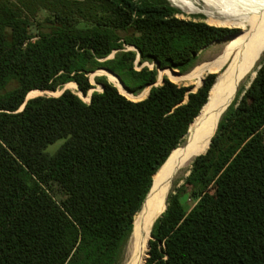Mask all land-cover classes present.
<instances>
[{"label": "trees", "instance_id": "16d2710c", "mask_svg": "<svg viewBox=\"0 0 264 264\" xmlns=\"http://www.w3.org/2000/svg\"><path fill=\"white\" fill-rule=\"evenodd\" d=\"M50 1L48 30L38 25L34 35L23 8L0 0V264H122L155 175L184 143L217 74L196 92L165 78L140 102L99 77L104 90L91 103L66 90L20 109L66 85L87 96L100 68L137 94L156 84L157 68L185 75L205 48L237 31L180 19L168 0ZM137 54L156 68L131 70V86L121 72ZM220 120L208 152L169 194L143 264H264V55ZM186 189L197 200L190 211Z\"/></svg>", "mask_w": 264, "mask_h": 264}, {"label": "bare ground", "instance_id": "6f19581e", "mask_svg": "<svg viewBox=\"0 0 264 264\" xmlns=\"http://www.w3.org/2000/svg\"><path fill=\"white\" fill-rule=\"evenodd\" d=\"M169 1L186 12H200V9L191 0ZM199 1L205 5L206 11L215 14L214 23L216 25L243 27V29L248 26L250 32L234 36L232 38L234 42L225 47L213 65L198 68L197 78L202 82L206 72H218L229 56L235 55L225 73L218 77L208 104L191 126L188 136L189 149L186 152L182 150L174 152L170 162L156 175L153 194L145 203L142 213L135 218L130 250L128 251L129 258L125 264H143L146 261L147 241L156 219L162 213L160 210L168 189L179 177L189 171L197 155L201 154L207 145L206 150L208 149L214 125L225 111L229 99L250 76L255 61L264 55V0ZM164 71L170 75H178L168 69ZM121 87L124 88L122 84Z\"/></svg>", "mask_w": 264, "mask_h": 264}, {"label": "rangeland", "instance_id": "374dc122", "mask_svg": "<svg viewBox=\"0 0 264 264\" xmlns=\"http://www.w3.org/2000/svg\"><path fill=\"white\" fill-rule=\"evenodd\" d=\"M10 1L14 5L23 8L24 13L31 20V22L33 24V27L31 28L32 34L35 35L38 32H41V29H39L37 27L38 25H41L43 27L42 31L45 32L48 30V25L45 24L44 22H45L46 18H48L51 15L52 10H54L53 1H50V0H10ZM70 1H73L74 3L75 2H80V3L85 2V0H70ZM191 1L197 6L198 9H200V12L189 13V12H186L185 10H182L181 8L175 6L170 1L169 2L172 6H174L177 9L182 11L183 14L178 16V18H180V19H183L186 21L201 22V23H205L209 26H214V27H219V28H227L230 30H236L237 31L236 33H231L227 37L239 36V35H242V33L248 34L250 32V28L248 26L246 27V29H243V27H229V26H223V25H216L214 23L215 19H216L214 13H210V12L206 11L205 10L206 7L201 1H199V0H191ZM126 35H130V34H121V36L123 38L126 37ZM233 37L227 38V39L224 38L223 40L214 42L211 45H209V47L205 48L199 54V58H198L196 67L192 71H190L189 73H187L185 75H181V76H178L175 74L170 75L167 72H165L164 70H160L159 68H157L158 77H157L156 84L146 88L145 90L139 91L137 94L132 93L133 96L131 94H129L124 88L121 87V84L119 81V79H120L119 76H117L116 74L113 75L112 72H111L112 74H110V73L106 72L109 70L100 68L98 71L91 73L89 75L90 83L92 84V86L94 88L88 93L87 96H85V98H82V94L79 91H77L78 88H76L74 85H66L62 89H60L56 92H49L48 91L46 93H43V94L36 96V97H33V98H37V97H41V96H43V97H59L65 90H70L72 93L78 95L85 103H89V100L86 98H88V97L90 98V95H92V93L94 91L95 92H102V86L99 85L96 81V79L99 77H105L108 80V82L110 84L114 85L123 96H125L127 99H129L133 102H139V101L145 100L149 96V93L153 87L162 86L163 82L165 81V78H167L170 82L177 84L179 86L191 87L192 88L191 92H195L197 90V88L201 85V80H199L197 78V74H196L198 68L213 65L215 63V61L221 56L225 47L234 42V40L232 39ZM125 51L136 52L137 50L133 46H125ZM116 54H117V51L114 52L109 58H107L106 60H102L101 62H105L107 60H113L116 57ZM262 57H263V55L255 61L254 65L252 67V71L250 73V76L242 84V86L236 92H234V94L231 96L226 109H228L229 104H230L233 96H235L239 101L242 99L245 92L250 87L252 79L255 77V74L259 70V66H260V62H261ZM234 58H235V55L229 56L227 61L224 63V65L220 68V70L218 72H213V73L206 72L204 75V78H206L210 74H217L218 77L220 75H223V73H225V70L228 68L229 64L234 60ZM144 68L154 70L156 68V65L151 64V63H147V62L141 64L139 54H137L136 59L133 62H129L127 70L122 71L121 74L124 77V79L128 82L129 85L134 86L136 81L131 79V75H130L131 70H132V74H133V72H137V73L141 72ZM218 77H217V79H218ZM216 83H217V81H216ZM15 88H16V84L12 83L8 86L6 92L12 91ZM226 109H225V111H226ZM223 114H224V112H223ZM223 114L221 115V117L217 120L216 124L214 125V129L212 131V134L214 133L215 127L218 124L219 120L222 118ZM184 142H186V140ZM62 144H63V141H59L56 144L49 146L47 148V153L50 155H54ZM190 171H191V168L187 173H185L181 177H179L174 182V184L168 189V192H167V195H166V198H165V201H164V204H163L161 210H163L169 194L171 192L175 193L176 190H178L179 188H181L184 185L185 179L188 177L187 175ZM214 190L215 189L212 188L211 192H214ZM48 191L50 192L52 197L58 203H61L66 199L65 193L56 184H52L51 186H49ZM181 202L184 205L185 209L187 211H190L193 208V206L196 204L197 200L192 197L191 190L186 189L182 193ZM142 211H143V208L140 211V213H142ZM130 242H131V238L128 241L127 246L125 248L124 259H123L122 264H125L129 258V252L128 251L130 250Z\"/></svg>", "mask_w": 264, "mask_h": 264}, {"label": "water", "instance_id": "95a60500", "mask_svg": "<svg viewBox=\"0 0 264 264\" xmlns=\"http://www.w3.org/2000/svg\"><path fill=\"white\" fill-rule=\"evenodd\" d=\"M231 37H233V36H229V37H226V39L227 38H231ZM171 70V69H170ZM172 72H174V73H176V74H178V75H181L180 73H178L177 71H174V70H171ZM107 72H109V71H107ZM109 73H111V72H109ZM112 74V73H111ZM256 76H257V73L255 74V77L252 79V82L255 80V78H256ZM218 77V76H217ZM120 80V79H119ZM204 80H205V78L202 80V82H201V85L197 88V90L204 84ZM121 81V80H120ZM216 81H217V78H216V80H215V83H214V85L212 86V88H211V90H210V92H209V97H208V101H207V103L205 104V106L202 108V110H201V112H200V114L202 113V111L204 110V108L206 107V105L208 104V102H209V99H210V95H211V92H212V90H213V88H214V86H215V84H216ZM251 82V83H252ZM163 84H164V82H163ZM162 84V85H163ZM122 85H123V83H122ZM251 85V84H250ZM123 87H124V89L127 91V89L125 88V86L123 85ZM78 88V87H77ZM103 87H102V92H103ZM196 90V91H197ZM66 91V90H65ZM64 91V92H65ZM78 91H79V89H78ZM195 91V92H196ZM39 92H41V93H46V92H48V91H39ZM63 92V93H64ZM80 92V91H79ZM95 92V91H94ZM93 92V93H94ZM127 92H129V91H127ZM62 93V94H63ZM81 94H82V98H85V95L82 93V92H80ZM92 93V94H93ZM130 93V92H129ZM61 94V95H62ZM130 94H132V93H130ZM60 95V96H61ZM41 97H43V96H41ZM91 97H92V95H90V98H89V103H91ZM148 98V97H147ZM146 98V99H147ZM31 99H34V98H28L27 97V99H26V101H25V104L23 105V107L20 109V112L21 111H23L24 110V108H25V105L27 104V102L29 101V100H31ZM143 101V100H142ZM140 102V101H139ZM229 108V107H228ZM228 109H226V111H227ZM226 111H224V114L226 113ZM199 114V115H200ZM223 114V115H224ZM199 117V116H198ZM197 117V118H198ZM196 118V119H197ZM195 119V120H196ZM222 119V118H221ZM195 120L193 121V123L192 124H194V122H195ZM221 121V120H220ZM192 124H191V126H192ZM191 126H190V128H189V131H188V133H187V135L184 137V141L186 140V142H184L179 148H177L176 150H174L172 153H171V155H170V157L168 158V160L165 162V164L161 167V169L159 170V172L156 174V175H158L165 167H166V165L170 162V160H171V158L173 157V155H174V152H176V151H178V150H182V151H187L188 149H189V147H190V140H188V136H189V134H190V131H191ZM219 126V125H218ZM218 129V128H217ZM211 143H212V140H211V142H210V145H211ZM210 145H209V147H208V149L206 150V152L205 153H203V154H199V155H197V157L195 158V160L197 159V158H199V157H201V156H204L207 152H208V150H209V148H210ZM190 173H191V171L188 173V175L187 176H189L190 175ZM155 175V176H156ZM154 189H155V181H153V186H152V188H151V191H150V193H149V195L147 196V198H146V200H145V202H144V205H145V203L147 202V200L150 198V196L153 194V191H154ZM169 197V196H168ZM144 205H143V207H144ZM142 207V208H143ZM166 210H167V207H166ZM165 210V211H166ZM165 211L162 213V214H164L165 213ZM161 214V215H162ZM161 215L159 216V217H161ZM158 217V218H159ZM158 218L156 219V221L158 220ZM156 221H155V223H156ZM155 223H154V225H155ZM154 225H153V227H154ZM153 229V228H152ZM149 256V255H148Z\"/></svg>", "mask_w": 264, "mask_h": 264}]
</instances>
